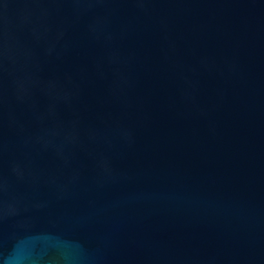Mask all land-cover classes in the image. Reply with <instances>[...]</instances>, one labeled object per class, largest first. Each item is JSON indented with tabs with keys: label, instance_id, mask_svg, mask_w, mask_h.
I'll use <instances>...</instances> for the list:
<instances>
[{
	"label": "water",
	"instance_id": "95a60500",
	"mask_svg": "<svg viewBox=\"0 0 264 264\" xmlns=\"http://www.w3.org/2000/svg\"><path fill=\"white\" fill-rule=\"evenodd\" d=\"M0 264H264V0H0Z\"/></svg>",
	"mask_w": 264,
	"mask_h": 264
}]
</instances>
